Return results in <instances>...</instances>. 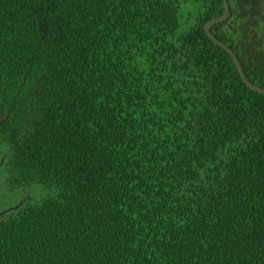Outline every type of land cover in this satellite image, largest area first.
I'll return each mask as SVG.
<instances>
[{"label":"trees","instance_id":"trees-1","mask_svg":"<svg viewBox=\"0 0 264 264\" xmlns=\"http://www.w3.org/2000/svg\"><path fill=\"white\" fill-rule=\"evenodd\" d=\"M223 7L0 0L12 149L46 193L0 264H264V93L206 32Z\"/></svg>","mask_w":264,"mask_h":264},{"label":"flooded vegetation","instance_id":"flooded-vegetation-1","mask_svg":"<svg viewBox=\"0 0 264 264\" xmlns=\"http://www.w3.org/2000/svg\"><path fill=\"white\" fill-rule=\"evenodd\" d=\"M228 3L229 16L223 22L213 24L211 31L231 47L239 59L247 57L250 70L256 72L251 80L264 87V0H228ZM223 8L222 15L225 12ZM17 98L8 102L9 98L0 97V224L46 195L45 192L44 196L41 195V188L36 185L38 180L34 179L32 173L19 170L18 158L16 155L15 159L12 149L13 133L26 137L32 125L29 119L21 132L14 126L15 116L12 112Z\"/></svg>","mask_w":264,"mask_h":264},{"label":"water","instance_id":"water-1","mask_svg":"<svg viewBox=\"0 0 264 264\" xmlns=\"http://www.w3.org/2000/svg\"><path fill=\"white\" fill-rule=\"evenodd\" d=\"M224 7H225V12L222 16L218 17V18H215L211 21H209L207 24H206V32L208 34V36L218 45H220L221 47H223L226 51H228V53L233 57L234 61H235V64L237 65L238 69H239V72L243 78V80L249 85V87L255 91H258V92H261V93H264V87H261L259 85H256L254 84L250 79L249 77L247 76L244 68H243V65L240 61V59L238 58V56L236 55L235 51L229 47L227 44H225L224 42H222L219 38H217L211 31V28H212V25L215 24V23H220V22H223L230 14V9H229V3H228V0H224ZM20 91H21V87L19 88L17 94H16V97L19 96L20 94Z\"/></svg>","mask_w":264,"mask_h":264},{"label":"rangeland","instance_id":"rangeland-1","mask_svg":"<svg viewBox=\"0 0 264 264\" xmlns=\"http://www.w3.org/2000/svg\"><path fill=\"white\" fill-rule=\"evenodd\" d=\"M181 13H182V15H183L182 20H185V18L189 17V8H188V7L183 8V9L181 10Z\"/></svg>","mask_w":264,"mask_h":264}]
</instances>
